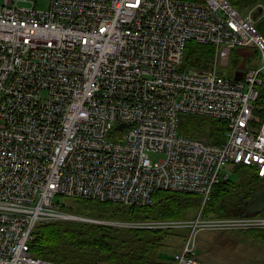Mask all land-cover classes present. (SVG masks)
I'll use <instances>...</instances> for the list:
<instances>
[{"label": "built area", "instance_id": "built-area-1", "mask_svg": "<svg viewBox=\"0 0 264 264\" xmlns=\"http://www.w3.org/2000/svg\"><path fill=\"white\" fill-rule=\"evenodd\" d=\"M41 1L0 3V264H51L30 252L40 225L95 222L68 200L184 192L202 212L234 167L264 179V35L250 13L229 0ZM191 41L215 48L208 70L184 67ZM182 115L226 122L225 141L180 134ZM200 215L146 225L188 229L176 264H204L200 231L264 230V216Z\"/></svg>", "mask_w": 264, "mask_h": 264}, {"label": "trees", "instance_id": "trees-1", "mask_svg": "<svg viewBox=\"0 0 264 264\" xmlns=\"http://www.w3.org/2000/svg\"><path fill=\"white\" fill-rule=\"evenodd\" d=\"M229 1L244 16L262 3V0ZM256 27L264 35V17L257 22ZM214 52L212 46L191 41L187 44L183 65L196 71H206ZM263 102L264 86L260 91V103ZM226 131L227 123L221 120L192 115H182L180 119V134L197 138L206 136L215 144L225 141ZM233 173L234 177L222 180L214 187L203 211L204 218L264 216V179L244 165L234 167ZM201 203L199 195L157 191L153 195V203L147 206L68 200L64 209L77 215L109 221L139 222L184 220L186 214L193 209L198 210ZM249 233L264 242V231ZM174 234L175 231H146L78 221H58L40 225L36 229L30 252L35 258L52 264H169L161 261L162 249L166 238Z\"/></svg>", "mask_w": 264, "mask_h": 264}, {"label": "crops", "instance_id": "crops-1", "mask_svg": "<svg viewBox=\"0 0 264 264\" xmlns=\"http://www.w3.org/2000/svg\"><path fill=\"white\" fill-rule=\"evenodd\" d=\"M258 5L264 8V3ZM256 7L250 12L251 15ZM261 14L258 21L263 18ZM237 52L244 53L243 50ZM183 247L174 241L167 242L166 239L161 261L175 264L174 255L181 252ZM196 259L204 264H264V242L256 235L239 231H203L197 239Z\"/></svg>", "mask_w": 264, "mask_h": 264}, {"label": "rangeland", "instance_id": "rangeland-1", "mask_svg": "<svg viewBox=\"0 0 264 264\" xmlns=\"http://www.w3.org/2000/svg\"><path fill=\"white\" fill-rule=\"evenodd\" d=\"M2 2H3V0H0V3H2ZM48 2H49V0L41 1L40 7L46 9V6H47ZM240 55L241 54H239V52L235 51V55H233V57L231 58V65L234 62L235 63H237V62L240 63V61H241L239 59ZM250 62H251L250 63L251 65H252V63H256L257 62V54H255L254 56L251 57ZM210 66H211V64H210ZM210 66H209V68H210ZM227 70H228V76L234 77V72L235 71L233 69H231V66L229 68H227ZM227 168L230 169L231 166H227ZM234 175L235 174L233 173L231 177H234ZM201 205H202V203H201ZM124 206H126V205H124ZM199 209L198 210L193 209V210L189 211L186 214L184 220L187 221V222L196 220V219H198L200 214H201L200 216L204 218L203 210L201 212V209L200 210ZM87 218L92 219L95 222H83V223L114 226V227L125 228V229H139V230H146V231H149V230H164V231H167V232H171V230H172V231H175V234L168 236L166 238L167 242L168 241H174L175 243L179 244L181 247L186 243V240H187V238L189 236L188 229H186V228H182L181 229V228H177L176 227L174 229H168V228L147 227V225H146V224H149V223H152V222H159V221H177L178 223H176L175 225L179 226V225H181L182 222L184 223V220H176V219L175 220H142V221H139V222H135V221H109V220H105V219H101V218H95V217H89V216H87ZM234 218H243V217H234ZM208 219H222V218H208ZM179 221H181V222H179ZM135 224H137V225H135ZM143 225H146V226H143ZM231 231H239V232H244V233L253 232V231H250V230H247V231H244V230H231ZM231 231H227V232H231ZM262 231H264V230H262ZM201 232H203V231L198 232L197 239H198V236H199V234ZM171 250L172 249H170L169 251H171ZM174 263L176 264L175 260H174Z\"/></svg>", "mask_w": 264, "mask_h": 264}, {"label": "water", "instance_id": "water-1", "mask_svg": "<svg viewBox=\"0 0 264 264\" xmlns=\"http://www.w3.org/2000/svg\"><path fill=\"white\" fill-rule=\"evenodd\" d=\"M262 1H264V0H262ZM263 11H264V8H263V5H258L257 7H256V9L253 11V13H252V18H253V20L255 21V22H257L259 19V15L261 14V13H263Z\"/></svg>", "mask_w": 264, "mask_h": 264}, {"label": "flooded vegetation", "instance_id": "flooded-vegetation-1", "mask_svg": "<svg viewBox=\"0 0 264 264\" xmlns=\"http://www.w3.org/2000/svg\"><path fill=\"white\" fill-rule=\"evenodd\" d=\"M262 3H264V2H262Z\"/></svg>", "mask_w": 264, "mask_h": 264}]
</instances>
